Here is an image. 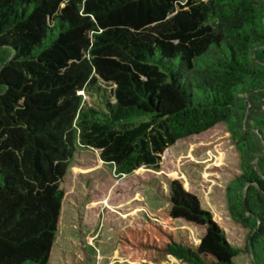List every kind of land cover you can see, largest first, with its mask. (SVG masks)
<instances>
[{"label": "trees", "instance_id": "trees-1", "mask_svg": "<svg viewBox=\"0 0 264 264\" xmlns=\"http://www.w3.org/2000/svg\"><path fill=\"white\" fill-rule=\"evenodd\" d=\"M219 122L241 153L227 198L250 250L264 242V0H0V264L50 263L80 148L127 175ZM166 199L158 214L205 227L200 242L147 217L119 233L123 259L236 264L195 194L172 180Z\"/></svg>", "mask_w": 264, "mask_h": 264}, {"label": "rangeland", "instance_id": "rangeland-1", "mask_svg": "<svg viewBox=\"0 0 264 264\" xmlns=\"http://www.w3.org/2000/svg\"><path fill=\"white\" fill-rule=\"evenodd\" d=\"M96 96L83 93L87 104H96ZM241 162L224 122L177 140L163 152L157 167L142 166L127 175L116 174L97 150L80 148L60 184L64 199L49 264H155L123 259L116 247L122 230L139 228L147 217L181 229L193 245L198 244L205 227L158 214L169 207L166 198L172 180L195 194L201 207L223 228L227 240L242 248L234 258L236 264H264V242L255 240L248 250L249 230L229 212L227 188L242 174ZM253 163L264 171V162ZM160 264L188 263L168 255Z\"/></svg>", "mask_w": 264, "mask_h": 264}, {"label": "water", "instance_id": "water-1", "mask_svg": "<svg viewBox=\"0 0 264 264\" xmlns=\"http://www.w3.org/2000/svg\"><path fill=\"white\" fill-rule=\"evenodd\" d=\"M250 247H252V243L250 242Z\"/></svg>", "mask_w": 264, "mask_h": 264}]
</instances>
